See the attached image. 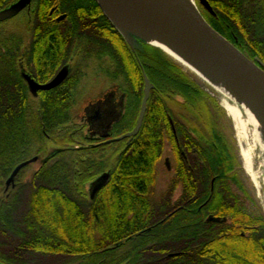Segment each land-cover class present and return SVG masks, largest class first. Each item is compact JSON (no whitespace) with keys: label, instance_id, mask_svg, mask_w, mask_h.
I'll list each match as a JSON object with an SVG mask.
<instances>
[{"label":"trees","instance_id":"1","mask_svg":"<svg viewBox=\"0 0 264 264\" xmlns=\"http://www.w3.org/2000/svg\"><path fill=\"white\" fill-rule=\"evenodd\" d=\"M207 1L214 12L202 10L207 22L264 65V0ZM36 2L43 7L33 14L31 50L28 33L0 34V177L28 158L39 161L32 173L21 168L12 185L0 179V262L264 264V216L243 210L252 198L234 169L231 146L212 122L223 112L215 98L160 48L131 47L95 0ZM54 3L67 13L65 21L48 14ZM52 27L59 32L50 40L57 48L48 49ZM79 44L91 46L96 57L111 55L112 74L122 79L116 85L126 93L123 125L114 126L113 136L135 127L143 74L149 78L153 87L133 136L79 148L82 139L90 142L82 120L73 116ZM17 58L22 70L42 81L63 65L71 71L60 85L31 95ZM178 147L186 154L195 148L196 158L184 159ZM168 149L181 183L176 201L172 194L153 195L154 175ZM105 170L110 183L94 199H83L87 183Z\"/></svg>","mask_w":264,"mask_h":264},{"label":"water","instance_id":"2","mask_svg":"<svg viewBox=\"0 0 264 264\" xmlns=\"http://www.w3.org/2000/svg\"><path fill=\"white\" fill-rule=\"evenodd\" d=\"M28 1L18 0L8 8L0 10V21L17 14ZM95 1L106 18L131 47L136 45L133 43L135 37L140 39L139 43L157 46L135 32L121 28L117 21V15L166 41L185 57L189 58L195 66L213 69L226 82L244 93L246 102L255 117L264 121V65L258 60L250 59L233 43L217 32L205 20L199 10H190L172 0ZM197 1L204 10L214 14L207 0ZM174 60L179 62L176 58ZM68 73V66L64 65L50 81L43 84L36 82L24 71L21 72V75L27 83L29 92L36 95L37 91L49 90L61 84ZM143 79V97L135 127L130 132L114 138L113 141L131 137L140 128L146 111L149 93L153 87L145 73L143 74ZM210 86L212 85L210 84ZM36 159L37 157L34 156L16 165L6 179L5 184L8 186L13 182L19 170ZM106 177L107 174H104L94 182L92 194L104 184ZM0 264L4 263L0 262Z\"/></svg>","mask_w":264,"mask_h":264},{"label":"rangeland","instance_id":"3","mask_svg":"<svg viewBox=\"0 0 264 264\" xmlns=\"http://www.w3.org/2000/svg\"><path fill=\"white\" fill-rule=\"evenodd\" d=\"M194 1L201 14H202V10L207 12L198 4L197 0H194ZM17 20L16 19L14 20V23H17V25H13V26L10 25V21L9 23L8 22L3 23V26L0 27V34H3L4 36H6L7 34L11 35L13 32V29H15L16 32L13 34L25 35L26 27H27L26 24L24 27L22 23H20ZM6 23H8V25H5ZM139 41L140 39L135 37L133 43L139 44ZM91 48H92L91 46L85 47L83 44H79L78 54L75 58L76 64L77 63L81 64V67H80L81 76L79 78L78 84L76 85V90H75V95H74L76 98V101H75V105L73 106V116H74V120H76L77 122L81 121V116L84 112V108L86 107V103L88 101L95 99L97 96L100 95L103 89L110 87L112 83L116 85V83L118 84L122 82L121 77H118L117 79L115 78L114 81L110 77L112 75L113 65H114V63H112L113 60H111L112 58L111 55L107 56V54L102 53L101 55L96 57L95 55H93L94 53H92ZM87 52H89L90 54ZM68 69H69V66H68ZM183 69L196 81V83L199 86H201L205 91H207L212 97L215 98L219 108L222 109L223 111L219 116H212L211 119H212L214 126L217 127L219 131H221L226 141L231 146V152L233 153V155L236 157V160H237V165L235 166L234 169L237 172L238 178L242 182L245 190L248 192V194L252 198V201L246 200V199L244 200L243 210L249 213L250 215H263L264 216V183L262 181V178L264 177V158L259 154L258 148L256 146L251 149V152H250L251 162H252L251 170L253 172H258L256 175V179L254 180L250 172H248L243 165L242 156L239 150L240 146H239L238 135L236 133V130L234 129L230 116L227 114L226 110L221 105L220 92L216 90L213 86H210V84H208L206 81L198 77L188 68L187 69L183 68ZM70 71L71 70L69 69V72ZM31 95L33 94L31 93ZM248 144L250 143L248 142ZM37 164H38L37 161H34V162L27 164L26 166H27V169L30 170L31 168V171H32L36 168ZM161 165L163 166V169H164V164L162 163ZM26 174L27 173L24 174L23 176L24 178ZM8 176L4 178V180L0 177V179H2L1 181L4 183L6 187L7 185L5 184V181L8 178ZM231 189L234 192L241 194V192L237 190L235 186L232 185ZM159 190H161V187L155 186L153 195L155 194V196H159V193H160Z\"/></svg>","mask_w":264,"mask_h":264},{"label":"flooded vegetation","instance_id":"4","mask_svg":"<svg viewBox=\"0 0 264 264\" xmlns=\"http://www.w3.org/2000/svg\"><path fill=\"white\" fill-rule=\"evenodd\" d=\"M17 1L18 0H0L1 5H2L0 10L8 8L10 5H12L13 3H15ZM37 5L40 8L43 7V6H41L42 4H40V3L38 4V2H36V0H29L27 2V4L17 14H15V15H13V16L5 19V20L0 21V27H2L3 23H5V22L9 23V21H10L11 26L17 25V23H14L15 19L16 20L18 19L17 21L22 23V25L24 27L26 24V26H27L26 27V33H28L29 37H30V39L28 41V46H29L30 50H31V28H32L31 24H32V20H33V14L35 13V9H36ZM48 14L51 17L53 16L52 19L54 21H62V20L65 21L67 19V13L61 11L60 7L57 3H54V4L49 6ZM8 23H6L5 25H8ZM53 31L54 32H49L48 36H47V38L49 39L48 40L49 42L47 43L46 47L48 46L47 47L48 49L57 48L56 46H54L52 44V42L50 40L52 39L53 35H54V39H55V36L59 33L58 28L54 27ZM60 31H61V29H60ZM15 32H16L15 29H13L12 34ZM13 35H17V34H13ZM21 46L23 47V45H19V47H21ZM77 54H78V49L74 55L77 56ZM20 62H21V60L19 58H17L15 64L17 65L19 72L23 69L21 67ZM40 62H42L44 64L48 63L47 60H43ZM56 63L65 64L62 62V60H58ZM39 70L42 71L41 69H39ZM39 70H38V72H39ZM58 70L47 81H42L41 78H39L38 76L37 77L33 76L31 74V72L30 73L26 72V73L29 74L31 76V78H33L36 82L43 84V83L50 81L55 76V74L58 72ZM110 77L113 79V81L115 80V75L112 74ZM123 91L124 90L118 89L117 85H114L112 83V85H110V87L103 89L99 96H97L95 99H92L86 103V107L84 108V112L81 116L82 130H83L82 133L84 135L87 134V137L90 139V142H89V140L86 141V140L82 139V141L79 145L80 149L83 150L85 147H99V146H102L105 144H110L114 138H117L126 132H130L134 128L133 127L129 131H125L119 135L113 136L114 126L117 124H119V126L123 125L120 122L121 115H122L123 110H124V108H123L124 103L126 100V93H124ZM124 139H126V138H124ZM127 143H129V142H127ZM125 148L126 147H124V150H125ZM177 149L181 151L183 158L186 160L188 159L189 155L194 159L196 158V155L194 153L195 148H192L190 150V154H186V149H184L182 147H178ZM171 151L172 150H170V149L164 151V154L162 156L161 163H160V168H159V170H157L155 172L156 174L154 175V177H155V186L161 187V190H159V192L161 194L159 193V195L160 196H166V198L167 197L169 198V195L172 194V196H171L173 199L172 201H176L180 195V192H181V183L179 182V180H177V182H176V180L174 178L175 177V170H172L171 153H169ZM35 161H37V163H39L38 159H36ZM162 163L164 164V169H163V166L161 165ZM32 171H31V173H32ZM104 174H107V177H106L104 184L107 183L108 181H109L108 183H110V180H111L110 177L112 176L111 172L105 170V171H102L98 174H94V176L92 177V179L93 178L94 179L92 181H89V183H87L90 185L87 186V189H86L87 191L84 192L85 196L83 195V199H86V198L94 199L95 198V196L97 195L98 192L95 193L96 192L95 191L94 192L95 195H94V193L92 194L94 182ZM81 177H83V175H81ZM13 182H14V180H13ZM13 182H11L10 184L12 185ZM82 187H84V186H82ZM190 199H192V198H190ZM96 205H97V203H96ZM96 208H98V207H96ZM169 255H174V254L169 253Z\"/></svg>","mask_w":264,"mask_h":264},{"label":"bare ground","instance_id":"5","mask_svg":"<svg viewBox=\"0 0 264 264\" xmlns=\"http://www.w3.org/2000/svg\"><path fill=\"white\" fill-rule=\"evenodd\" d=\"M190 10L198 11L194 0H172ZM117 21L121 28L126 31H133L142 36L148 42L164 50L170 57H174L182 64L183 68H188L198 77L210 83L221 94V105L230 116L234 129L238 135L240 154L245 169L250 172L255 180L258 172L251 170V149L255 146L259 154L264 158V121L258 120L247 104L244 93L237 90L233 85L226 82L217 72L210 68H202L195 64L181 52L177 51L172 45L161 38L147 32L137 24L128 21L122 16L117 15ZM172 55V56H171ZM172 57V58H173ZM173 58V59H174ZM248 142L250 144H248ZM256 148V149H257ZM260 165V164H259ZM264 183V177L262 178Z\"/></svg>","mask_w":264,"mask_h":264}]
</instances>
